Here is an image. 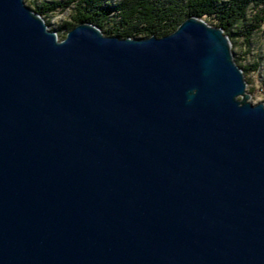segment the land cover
Returning a JSON list of instances; mask_svg holds the SVG:
<instances>
[{
  "label": "water",
  "instance_id": "obj_1",
  "mask_svg": "<svg viewBox=\"0 0 264 264\" xmlns=\"http://www.w3.org/2000/svg\"><path fill=\"white\" fill-rule=\"evenodd\" d=\"M0 264H264V102L223 28L60 39L0 0Z\"/></svg>",
  "mask_w": 264,
  "mask_h": 264
},
{
  "label": "trees",
  "instance_id": "obj_2",
  "mask_svg": "<svg viewBox=\"0 0 264 264\" xmlns=\"http://www.w3.org/2000/svg\"><path fill=\"white\" fill-rule=\"evenodd\" d=\"M32 7L44 18L70 9L71 21L63 25L68 31L91 22L105 34L120 37H161L186 18L198 16L223 28L232 43L244 37L250 45L253 35L264 27V0H44ZM242 59L237 62L248 72Z\"/></svg>",
  "mask_w": 264,
  "mask_h": 264
},
{
  "label": "rangeland",
  "instance_id": "obj_3",
  "mask_svg": "<svg viewBox=\"0 0 264 264\" xmlns=\"http://www.w3.org/2000/svg\"><path fill=\"white\" fill-rule=\"evenodd\" d=\"M42 3L44 0H26L30 6H35V2ZM53 1V0H47ZM72 11H56L45 17L50 29L56 31L60 39H64L68 29L63 27L67 21H71ZM233 52L236 60L243 58L241 64L250 68L245 72L248 81V91L252 94L255 103L264 102V27L261 31L253 35L251 44H247L244 37H239L233 43Z\"/></svg>",
  "mask_w": 264,
  "mask_h": 264
}]
</instances>
